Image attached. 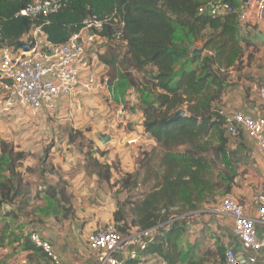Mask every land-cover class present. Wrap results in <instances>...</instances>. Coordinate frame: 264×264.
Returning a JSON list of instances; mask_svg holds the SVG:
<instances>
[{"label": "trees", "instance_id": "1", "mask_svg": "<svg viewBox=\"0 0 264 264\" xmlns=\"http://www.w3.org/2000/svg\"><path fill=\"white\" fill-rule=\"evenodd\" d=\"M33 1L0 0V48L18 47L20 40L38 26L50 42L63 44L81 31L90 18L109 19L100 32L101 37L109 42L121 41L127 47L122 54L121 78L128 87L153 96L152 101H146L142 112L145 131L163 152V172H156L151 190L130 204L129 210H125L128 203L117 202L113 216L120 232H128L135 226L151 228L166 223L175 207H182L184 211L180 213L196 211L210 196L215 198L217 191L231 192L233 152L228 147L225 117L219 103L230 84V71L245 67L243 58L248 46L241 44L235 14L220 17L200 14L198 8L204 4L203 0H67L58 12L49 16L18 15ZM121 22L124 23L122 36L116 38ZM179 29L193 40L201 41L206 54L194 56L193 50L178 40ZM247 58L250 60L251 54ZM101 59L115 64L104 56ZM131 69L142 75L134 84L127 82ZM182 109L185 114L176 117ZM214 136L219 139L217 144ZM182 146H186L185 151L177 152ZM1 149L0 213L3 207L15 205V210L6 213L17 217L26 212L30 203L28 197L17 202L27 192L15 172V160L23 159L26 154L14 152L5 141L1 142ZM219 161L224 169L216 173ZM89 162V171L97 173L101 180L111 179V165L97 158ZM5 169L10 173L8 176L1 175ZM132 179H135L133 174H126L123 187ZM44 192L58 208L69 211L70 197L65 185H50ZM10 226L7 222L5 229ZM185 229L182 221L170 223L145 252L162 257L166 264H198L181 248L180 238ZM3 239L4 236L0 237V244ZM221 251L225 260V250Z\"/></svg>", "mask_w": 264, "mask_h": 264}, {"label": "crops", "instance_id": "2", "mask_svg": "<svg viewBox=\"0 0 264 264\" xmlns=\"http://www.w3.org/2000/svg\"><path fill=\"white\" fill-rule=\"evenodd\" d=\"M244 32V40H247L249 44L251 43L246 47L247 53L243 58L245 67L241 70L230 71V84L222 95L219 107L226 114L239 111L252 119L264 118V98L259 95V88L264 84V21L252 23V26H249ZM241 44L243 45L242 40ZM126 48V44L121 41L109 42L103 37L99 41V45L91 52V58L97 75L109 79L108 86L97 89L81 98V102L84 103L83 107L78 106L77 102L74 101L61 100L55 111H42L43 113H50V115L55 114L57 117V120H49L45 123L54 127L61 125L66 131L70 126L75 128L76 126L71 118H62V115H68L69 111L75 114L78 113V115L80 113L84 116L85 120L81 123V126L85 122L91 121L90 117L95 116V113H99L97 121L103 126L112 127L117 125V123H126L124 116L119 114V110L124 105L121 104L119 110L110 112L111 109L106 103L109 98H113L118 103L123 102L124 98L128 99L124 95L128 86L125 85L124 80L121 78V74L124 72L122 54H124ZM249 54H251L250 60L247 58ZM99 55L104 56L111 62L114 61L115 64L102 60ZM130 98L133 99L134 97L131 95ZM110 99L109 103H111ZM134 101L131 102L132 107H136ZM95 108L98 111H93ZM22 109L28 110L19 107L9 115L20 119L22 117ZM138 113L135 108L126 114L127 123L131 126L127 130L124 128L119 130L120 139L122 137H124L123 139H136V143L143 140L146 142L147 147H157L155 139L145 131L143 112ZM3 117H7V115ZM59 117L62 119L58 120ZM68 137V133H65L62 141L68 142ZM228 137V147L233 152L234 173L231 181V192L225 193V197L219 198L220 201L217 204L211 203L213 208L202 210V212L205 211L204 217L208 221L207 226L216 235L223 250L231 248L240 259L254 257L256 259L254 264H264V249H244L239 238L233 232L234 218L229 214L215 210V207L224 198L230 197L244 207L247 216L255 218L258 214V206L254 201L255 196L261 192L264 193V152L260 150L257 141L244 133L236 138ZM110 141L115 142V136L111 135ZM136 146L137 144H132L129 149H118L113 152H105L104 154L96 152L93 157L102 163L112 166L113 161L118 156L121 161L124 160L123 163L126 166L133 165L131 159L134 160L136 152H134V148ZM56 150V146L53 145L50 160L57 169H61L59 171L63 179L69 182L68 191L71 194L73 212L67 213L58 208L55 201L43 190L39 192L40 198H30L26 212L20 213L17 217H15V214L9 215L6 213L7 210H15V205L3 207V211L0 213V223H3L2 227H0V237L4 236L0 244V264H53L44 252L30 241L29 234L34 231L52 243L54 250L64 264H98L95 252L89 247L88 239L91 232L98 227L114 223L113 214L116 210L117 202L112 201L114 199L111 196V192L101 191V194H104V200L97 205L94 202L96 197L90 198L91 192L96 191L98 188L101 190L107 183L102 181L97 173L87 171L84 165L70 164L71 160H65V157L68 158L70 155L67 151H63V157H61L59 151L62 150ZM73 157L74 155L72 159ZM243 158L245 162L241 163L240 161ZM84 163L85 161H83ZM132 167L129 168V173H132ZM84 194L89 196H81ZM216 199L218 200V198ZM38 200L43 201V204L37 205ZM97 200L99 201V199ZM7 222L11 226L5 229ZM256 227L258 236L262 237L264 225L257 224ZM194 237H197V235ZM133 251L137 252L135 257L131 256ZM118 257L123 264H166L162 257L148 254L145 251L142 252L138 246H131L126 251L118 254Z\"/></svg>", "mask_w": 264, "mask_h": 264}, {"label": "built area", "instance_id": "3", "mask_svg": "<svg viewBox=\"0 0 264 264\" xmlns=\"http://www.w3.org/2000/svg\"><path fill=\"white\" fill-rule=\"evenodd\" d=\"M67 0H34L23 8L18 15L36 18L58 12ZM198 12L211 17L235 14L241 24L264 21V0H219L206 2L199 6ZM109 19L90 18L78 33L71 35L63 44H54L48 40L41 26L34 27L20 43L31 46L25 51L20 45H5L0 48V115H9L19 107L26 108L32 114L42 111L53 112L61 100L75 101L97 89L108 86L107 77H99L94 70L91 52L103 38L100 32ZM115 33L122 36V27ZM264 98V84L259 88ZM225 128L228 136L236 138L240 134L254 138L264 152V118L252 119L236 111L226 114ZM124 114L123 107L119 110ZM129 140V143L136 142ZM258 214L255 218L245 214L244 207L234 199L224 198L215 208L217 212L229 214L234 218V234L247 250L264 249V234L258 236L257 224L264 225V193L255 196ZM184 217V216H182ZM172 217L166 223L151 228L132 227L124 236L115 223H108L91 232L88 244L95 252L98 264H123L118 254L131 246H138L144 252L161 229L182 218ZM31 241L40 248L53 264H64L54 250L52 243L38 232L29 234ZM137 252L131 253L135 257ZM225 264H254L256 259H240L231 248L225 249Z\"/></svg>", "mask_w": 264, "mask_h": 264}, {"label": "rangeland", "instance_id": "4", "mask_svg": "<svg viewBox=\"0 0 264 264\" xmlns=\"http://www.w3.org/2000/svg\"><path fill=\"white\" fill-rule=\"evenodd\" d=\"M213 1L219 0H203L202 2L205 3ZM249 26H252V23H239V38L243 41V45L245 47L251 44H249L247 40H244V30L246 31ZM177 37L183 45L188 46L190 51L196 48H202V42L193 40L191 37L186 35L184 30L179 29ZM204 54H206V51H204L203 55ZM99 56L102 57V55ZM129 74L130 77L127 82L131 84H134V82L137 83V81H139L142 77L140 73L135 72L132 69ZM129 90H131V92H129ZM124 95L128 99L124 98V101L120 103L113 100V98H109L111 103H109V99L106 100V103L109 105V109H111L110 112H112V110H119L120 105H124L123 110L125 115L120 112L119 114L124 116L126 123H117V125H113L112 127L99 124V121H97L99 113H97L98 116H96L97 114L95 113V116L90 117L91 121L87 123L85 122L83 126H81V123L85 120L84 116L80 113L78 115V113L75 114L72 113V111H69V114L66 116L62 115V118H71L72 122L76 126V129L70 126L67 131L64 130V127L61 125L54 127L45 123L49 120H57L55 114L50 115V113L43 112L32 114V112L22 109V117L20 119H16L15 117L13 118L10 115H7V117L0 115V148L1 142L5 141L8 143L9 147L14 150V152L23 151L26 154L23 159L15 160V172L18 174V177L22 179V185L27 192L24 196H21V198H17L18 203H20V200L26 199L27 197L40 198V190L44 191L47 186L60 183V185H65L67 193L70 197V202L67 203V207L69 208L67 213L73 212L74 207L71 202V194L68 191L69 182L63 179V176L59 171L61 169H57V167L51 163L50 160V153L53 145L56 146V151L62 150L59 151V155L61 157H63V151L70 153L68 158L65 157V160H71L70 164L84 165L87 169L88 162L94 158L93 154L96 152L104 154L105 152H113L118 149H129L132 144H137L134 148V152L136 151L134 160L131 159L133 165L130 164L129 166H126L123 163L124 160L121 161L120 157L117 156L112 164L113 170L111 169V179L109 181L102 179V181H105L107 185H105L101 190L98 188L96 191L91 192L92 195H90V198L96 197L94 202L97 203V205L104 200V194L102 195L101 191L106 193L111 192V196L114 199L112 201H115V203H128L125 210H129L130 204L141 200L144 195L151 190L155 183L156 172H163V168L161 167V160L163 156L162 150L159 147H147L146 142L143 140L138 141L137 143H129L130 139H123L124 137L120 139L121 134L119 130L122 128L125 130L129 129L131 125L127 123L128 120L126 119V114L130 113L131 110L135 108L139 113H141L146 101H152L153 96L141 93L133 86L128 87ZM131 95L134 97L133 99L130 98ZM81 100L82 99L75 100L74 102H77L78 106L83 107L84 103L81 102ZM133 101L135 102L136 107L131 106V102ZM94 110L98 111L96 108L93 109V111ZM62 118L59 117L58 120ZM65 133H68L69 135L68 142L62 141ZM91 133L92 135H90ZM58 134H62V136H58ZM30 135H34L32 136L33 138ZM105 135L115 136L116 141H109L108 143L103 144L100 136L103 137ZM213 140L214 143L217 144L219 139L214 136ZM185 149L186 146H182L177 148L176 151L182 153ZM73 155L74 157L72 159ZM83 161H85L84 164ZM240 162H245V159H241ZM131 166H133V171L132 173H129V168ZM91 169H93V167ZM222 169H224L222 163H220V161L217 162L215 169L216 173L220 172ZM103 172L105 171L103 170ZM9 174L10 173L7 169H5L4 172H1L2 176H8ZM126 174H133L135 179H132L126 184V187H123L122 182ZM81 196L88 197L89 195L84 194ZM223 197H225L224 191L219 190L215 193V198L210 196V199L201 203L199 209L196 211L180 213L184 211L182 207H175L172 209L173 213L171 214V217L184 216L180 218V221L185 224L186 229L180 238V245L181 248L189 254L190 260L193 262H197L198 264H223L224 259L221 251L222 246L216 235L213 231H211V228L207 226L208 221L204 217L205 211L202 212V210L213 208L211 203L214 202V204H217L220 201L219 198ZM216 198H218V200ZM97 199H99V201ZM36 204H43V201L38 200ZM180 221L178 219L174 222ZM2 224L3 223H0V227H2ZM127 233L128 232H124L122 234L125 236ZM196 235L197 237H194Z\"/></svg>", "mask_w": 264, "mask_h": 264}, {"label": "water", "instance_id": "5", "mask_svg": "<svg viewBox=\"0 0 264 264\" xmlns=\"http://www.w3.org/2000/svg\"><path fill=\"white\" fill-rule=\"evenodd\" d=\"M19 45L25 51H29L31 49V46L28 43L21 42V43H19ZM203 52H204V49H202V48L201 49L196 48V49L193 50V55L194 56H201L203 54ZM184 114H185V110H183V109L182 110H179L177 112V114H176V117H178L180 115H184ZM110 140H111V136H109V135H105V136L101 137V141H102L103 144L108 143Z\"/></svg>", "mask_w": 264, "mask_h": 264}]
</instances>
